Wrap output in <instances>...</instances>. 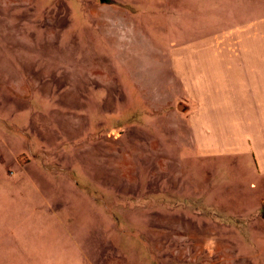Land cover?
Masks as SVG:
<instances>
[{"label": "rangeland", "instance_id": "1", "mask_svg": "<svg viewBox=\"0 0 264 264\" xmlns=\"http://www.w3.org/2000/svg\"><path fill=\"white\" fill-rule=\"evenodd\" d=\"M100 1L0 0V264H264V190L171 113L153 0Z\"/></svg>", "mask_w": 264, "mask_h": 264}, {"label": "crops", "instance_id": "2", "mask_svg": "<svg viewBox=\"0 0 264 264\" xmlns=\"http://www.w3.org/2000/svg\"><path fill=\"white\" fill-rule=\"evenodd\" d=\"M145 10L175 39L164 64L170 111L195 152L226 157L264 190V0H153Z\"/></svg>", "mask_w": 264, "mask_h": 264}, {"label": "water", "instance_id": "3", "mask_svg": "<svg viewBox=\"0 0 264 264\" xmlns=\"http://www.w3.org/2000/svg\"><path fill=\"white\" fill-rule=\"evenodd\" d=\"M104 1V0H103ZM263 212H264V205H263Z\"/></svg>", "mask_w": 264, "mask_h": 264}]
</instances>
